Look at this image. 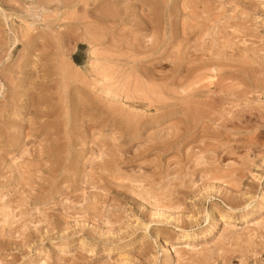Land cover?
I'll list each match as a JSON object with an SVG mask.
<instances>
[{
	"label": "rangeland",
	"instance_id": "1",
	"mask_svg": "<svg viewBox=\"0 0 264 264\" xmlns=\"http://www.w3.org/2000/svg\"><path fill=\"white\" fill-rule=\"evenodd\" d=\"M264 0H0V264H264Z\"/></svg>",
	"mask_w": 264,
	"mask_h": 264
},
{
	"label": "bare ground",
	"instance_id": "2",
	"mask_svg": "<svg viewBox=\"0 0 264 264\" xmlns=\"http://www.w3.org/2000/svg\"><path fill=\"white\" fill-rule=\"evenodd\" d=\"M262 205H264V196H263V198H262Z\"/></svg>",
	"mask_w": 264,
	"mask_h": 264
}]
</instances>
